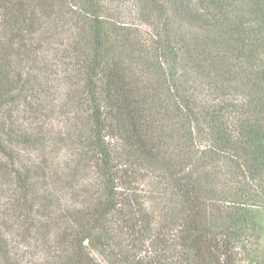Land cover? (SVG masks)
<instances>
[{"label": "trees", "instance_id": "trees-1", "mask_svg": "<svg viewBox=\"0 0 264 264\" xmlns=\"http://www.w3.org/2000/svg\"><path fill=\"white\" fill-rule=\"evenodd\" d=\"M123 1L139 23L112 19ZM56 111L69 127L52 137ZM45 141L69 149L51 176L80 177L83 207L54 211L38 264H264V0H0L18 218L48 165L20 148ZM4 244L0 264H21Z\"/></svg>", "mask_w": 264, "mask_h": 264}, {"label": "rangeland", "instance_id": "rangeland-1", "mask_svg": "<svg viewBox=\"0 0 264 264\" xmlns=\"http://www.w3.org/2000/svg\"><path fill=\"white\" fill-rule=\"evenodd\" d=\"M133 6L129 1L116 2L110 7L112 9L110 15L113 20H117L125 26H132L139 23L138 11ZM57 104H60V101H57ZM44 121L47 122V120ZM20 123L25 125L24 119H21ZM68 127L66 117L56 111L49 123L45 124L44 130L45 132L50 131L49 135L54 137L59 132H65ZM44 143L40 149L21 147L19 151V158L26 165L42 163L44 160H47L48 163L45 167V174L34 176L35 178L32 179L31 183L34 185L32 192L41 195L43 202L40 203L37 200L35 202L36 198H30L27 204L34 205L31 213H28L27 208L26 214L23 213V216L18 218L19 196L16 193V187L0 173V240L1 243H5L3 246L6 250L19 255L18 259L21 264H38L44 259V241L46 239L53 240L57 233L56 230L61 227L53 225V218L57 217H55L54 211L65 212L68 215L69 212L83 207L81 196L78 194L80 184L78 179L80 177L72 179L69 183L65 176L60 179L56 175L51 176L52 171L57 170L60 173L61 169L65 167L68 162L69 149L53 147L50 141ZM89 174L93 175V172L90 170ZM86 178L89 179L88 181H93L89 175ZM47 192H52L53 196L49 195L50 200L45 201L44 195H47ZM51 201H54L53 204L50 203ZM262 240L264 253V237Z\"/></svg>", "mask_w": 264, "mask_h": 264}]
</instances>
